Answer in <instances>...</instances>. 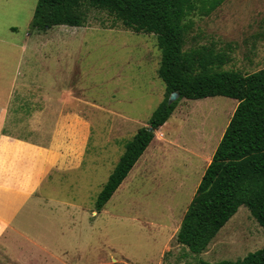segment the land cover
Here are the masks:
<instances>
[{
	"label": "rangeland",
	"instance_id": "rangeland-1",
	"mask_svg": "<svg viewBox=\"0 0 264 264\" xmlns=\"http://www.w3.org/2000/svg\"><path fill=\"white\" fill-rule=\"evenodd\" d=\"M37 2L0 0V99L8 94L4 82L13 77L19 83L24 79L52 83V93H58L54 79L62 71L64 94L69 90L77 96L74 107L91 122L84 167L74 171L77 185L64 183L61 192L69 199L71 189L78 191L77 215L65 216L69 220L62 230H55L67 264H200L236 260L264 247V227L244 204L202 253L191 252L176 239L237 107L238 100L225 95L180 99L105 208H96L97 196L125 144L147 125L165 96L158 73L161 49L156 34L135 32L93 7L81 26L39 30L32 25ZM184 21L192 24L185 33L186 50L210 46L225 52L228 61L222 68L245 74L264 68V0H225L209 15L197 9ZM33 85L31 94L39 95ZM22 89H12L13 112L32 107L20 104ZM8 121L7 129L14 130L12 119ZM66 246H78V252L64 253Z\"/></svg>",
	"mask_w": 264,
	"mask_h": 264
},
{
	"label": "trees",
	"instance_id": "trees-1",
	"mask_svg": "<svg viewBox=\"0 0 264 264\" xmlns=\"http://www.w3.org/2000/svg\"><path fill=\"white\" fill-rule=\"evenodd\" d=\"M225 0H38L32 25L81 26L90 7L107 11L135 32L154 33L161 49L159 76L166 86L163 100L147 125L127 141L102 186L96 208L102 210L145 152L182 98L225 95L237 107L206 167L176 235L179 244L199 254L219 230L246 205L264 227V68L252 73L224 69L228 54L210 46L185 49V18L195 10L209 15ZM200 3V4H199ZM172 92L179 96L169 101ZM200 264H264V247L236 260Z\"/></svg>",
	"mask_w": 264,
	"mask_h": 264
},
{
	"label": "crops",
	"instance_id": "crops-1",
	"mask_svg": "<svg viewBox=\"0 0 264 264\" xmlns=\"http://www.w3.org/2000/svg\"><path fill=\"white\" fill-rule=\"evenodd\" d=\"M24 80L19 83L13 77L5 81L3 87L8 94L0 99V261L67 264L57 245L61 236L55 230H62L69 220L66 217L77 215L79 206L74 195L78 191L71 189L69 199L61 192L64 183L71 188L77 185L74 171L84 167L92 126L88 117L74 107L77 96L69 90L64 94L62 71L54 79L58 93H52V83L33 85ZM32 85L39 95L31 94ZM17 86L23 88L20 104L32 106L27 112H13L16 91L12 89ZM10 119L14 130L7 129ZM67 174L70 176L64 180ZM63 249L64 253L78 252V246Z\"/></svg>",
	"mask_w": 264,
	"mask_h": 264
},
{
	"label": "water",
	"instance_id": "water-1",
	"mask_svg": "<svg viewBox=\"0 0 264 264\" xmlns=\"http://www.w3.org/2000/svg\"><path fill=\"white\" fill-rule=\"evenodd\" d=\"M179 96L178 92H172L169 101L172 102L173 100H176Z\"/></svg>",
	"mask_w": 264,
	"mask_h": 264
}]
</instances>
